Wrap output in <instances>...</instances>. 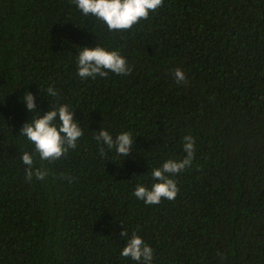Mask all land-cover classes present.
<instances>
[{
    "label": "trees",
    "instance_id": "trees-1",
    "mask_svg": "<svg viewBox=\"0 0 264 264\" xmlns=\"http://www.w3.org/2000/svg\"><path fill=\"white\" fill-rule=\"evenodd\" d=\"M96 45L130 72L79 78L77 46ZM26 91L41 115L72 107L76 148L41 160L19 136ZM100 128L133 134L128 157L101 156ZM185 135L195 150L175 199L138 201L151 168L184 158ZM25 151L43 179L26 180ZM122 232L152 264H264V0H162L122 31L73 0H0V264H133Z\"/></svg>",
    "mask_w": 264,
    "mask_h": 264
},
{
    "label": "clouds",
    "instance_id": "clouds-1",
    "mask_svg": "<svg viewBox=\"0 0 264 264\" xmlns=\"http://www.w3.org/2000/svg\"><path fill=\"white\" fill-rule=\"evenodd\" d=\"M75 7L84 16H93L102 21L109 30H128L140 19L148 17L149 12L159 8L162 0H73ZM76 75L82 80L106 77L109 73L126 76L130 67L124 56L117 50H109L100 45L88 48L77 46ZM176 82L185 81V74L179 68L174 72ZM49 97L58 96V90L48 86L43 92ZM18 103L31 118L19 129V136L24 137L33 145L35 153L41 160L59 159L69 148H76L77 141L83 136L84 131L80 123L74 118L72 107L68 104L51 105V110L42 115L36 112L35 97L24 92ZM94 139L100 146L101 156L107 152H114L117 157L125 159L133 148V134L130 131H121L113 136L111 132L100 128L95 131ZM182 149L185 153L183 159H167L160 167L150 169L153 183L150 187L142 182H137L132 195L146 205H156L162 199L173 200L178 193V187L172 178L182 172L192 163L195 140L191 135L182 138ZM21 162L25 166L26 180L33 176L40 180L46 176V171L34 168L32 153L23 152ZM125 246L120 249L119 255L130 259L133 264H152L153 249L146 244L142 237L135 232L127 234Z\"/></svg>",
    "mask_w": 264,
    "mask_h": 264
}]
</instances>
